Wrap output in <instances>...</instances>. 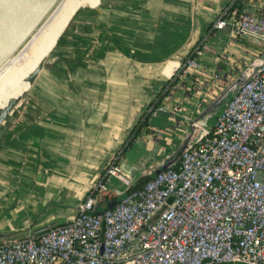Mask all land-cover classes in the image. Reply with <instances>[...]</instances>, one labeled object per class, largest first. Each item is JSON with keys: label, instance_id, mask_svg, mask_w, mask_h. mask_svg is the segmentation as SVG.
Returning a JSON list of instances; mask_svg holds the SVG:
<instances>
[{"label": "crops", "instance_id": "obj_1", "mask_svg": "<svg viewBox=\"0 0 264 264\" xmlns=\"http://www.w3.org/2000/svg\"><path fill=\"white\" fill-rule=\"evenodd\" d=\"M227 1L81 3L57 44L58 56L81 64L48 69L46 85L32 93L36 102L0 132V151L15 153L8 162L0 157V241L71 220L88 193L91 212L101 214L200 139L243 81L223 98L237 57L250 54L254 66L264 56L230 24L213 29ZM198 46L196 68L179 74ZM109 162L128 173L127 184L107 178Z\"/></svg>", "mask_w": 264, "mask_h": 264}, {"label": "built area", "instance_id": "obj_2", "mask_svg": "<svg viewBox=\"0 0 264 264\" xmlns=\"http://www.w3.org/2000/svg\"><path fill=\"white\" fill-rule=\"evenodd\" d=\"M258 2L228 0L213 29L230 24L264 49ZM193 51L179 74L196 68L201 49ZM226 102L200 139L141 187L101 214L88 193L65 224L0 241V264H264V57ZM104 173L128 182L114 162Z\"/></svg>", "mask_w": 264, "mask_h": 264}, {"label": "bare ground", "instance_id": "obj_3", "mask_svg": "<svg viewBox=\"0 0 264 264\" xmlns=\"http://www.w3.org/2000/svg\"><path fill=\"white\" fill-rule=\"evenodd\" d=\"M84 0H58L19 48L0 66V108L28 87L25 78L47 57Z\"/></svg>", "mask_w": 264, "mask_h": 264}, {"label": "water", "instance_id": "obj_4", "mask_svg": "<svg viewBox=\"0 0 264 264\" xmlns=\"http://www.w3.org/2000/svg\"><path fill=\"white\" fill-rule=\"evenodd\" d=\"M56 1L58 0H0V66L19 48L25 38L33 32L34 28L46 16V13ZM44 59H41L38 65L25 78L28 84L32 83L33 79L36 78ZM22 93L12 97L5 105L1 106L0 123L14 107L13 105L20 100ZM132 190L134 191L135 189L132 188L127 193ZM68 221L67 219H54L51 222L29 229L22 237L15 238H23L27 235L35 236L48 231L53 226L65 224Z\"/></svg>", "mask_w": 264, "mask_h": 264}, {"label": "rangeland", "instance_id": "obj_5", "mask_svg": "<svg viewBox=\"0 0 264 264\" xmlns=\"http://www.w3.org/2000/svg\"><path fill=\"white\" fill-rule=\"evenodd\" d=\"M260 45V44H259ZM262 47V46H261ZM263 49V47H262ZM264 50V49H263ZM57 44L53 45L51 50L48 52L47 57L44 59L42 67L37 74L36 78L33 79V82L29 84V86L23 91L22 97L20 100L15 103L12 107V109L9 111V113L3 118L2 122L0 123V132L2 134L7 133L6 130L11 128V121L14 117H19L23 119V116L28 112L27 108L29 107L28 104L32 102H36V98L33 96V92L36 91V89H39L43 87V85H46V80H44L45 76L48 75V69L56 68L58 69L59 64L55 62L57 60L56 57L59 58ZM259 57V56H258ZM264 57V56H263ZM263 57H259V60H262ZM238 59L235 60L234 64V74H231L229 76V79L227 80V83L224 85L223 89V98H226L228 93H231L232 91L236 90L237 85L244 79L248 78L249 75L254 70V66L250 63L251 55L250 54H244V57L242 55L237 57ZM257 58V56H256ZM258 62V61H257ZM252 66V67H251ZM27 111V112H26ZM219 112V111H218ZM218 113H216L217 115ZM7 138V137H6ZM13 149H9L5 152L4 150L0 151V157L3 158V160L8 162V159L10 158V154H15L13 152H10ZM24 153L17 154V157L20 159V161H26V158L23 156ZM15 175H11L10 179L14 180ZM4 194L0 195V203L4 201L2 198Z\"/></svg>", "mask_w": 264, "mask_h": 264}, {"label": "flooded vegetation", "instance_id": "obj_6", "mask_svg": "<svg viewBox=\"0 0 264 264\" xmlns=\"http://www.w3.org/2000/svg\"><path fill=\"white\" fill-rule=\"evenodd\" d=\"M61 36H62V32L60 33V35L56 39L54 45L59 43V41L61 39ZM55 62L57 64H59V63H61L62 65L65 64V66L66 65H71L70 68H72L73 66H77L78 64H81V59L78 56H73V58H72L69 55L65 54L63 56H59V58H57V60H55Z\"/></svg>", "mask_w": 264, "mask_h": 264}, {"label": "trees", "instance_id": "obj_7", "mask_svg": "<svg viewBox=\"0 0 264 264\" xmlns=\"http://www.w3.org/2000/svg\"><path fill=\"white\" fill-rule=\"evenodd\" d=\"M232 5H233V3L229 6V8H230ZM198 47H200V46H198ZM193 52H194L193 50H192L191 52H189V54L187 55L186 58H188V57H192ZM186 58H185V59H186ZM179 71H180V69L178 70V73H179ZM155 104H156V103H155ZM155 104H154V105H155ZM149 106H150V105H149ZM152 107H153V106L151 105V108H152ZM146 115H147L146 112H144V113L142 114V116H146ZM144 122H145V120L142 121L140 125L144 124Z\"/></svg>", "mask_w": 264, "mask_h": 264}]
</instances>
